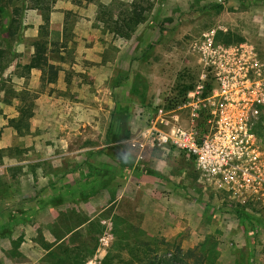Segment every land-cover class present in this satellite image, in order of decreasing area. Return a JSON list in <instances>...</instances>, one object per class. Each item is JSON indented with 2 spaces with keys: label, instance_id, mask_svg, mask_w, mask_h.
I'll list each match as a JSON object with an SVG mask.
<instances>
[{
  "label": "rangeland",
  "instance_id": "rangeland-1",
  "mask_svg": "<svg viewBox=\"0 0 264 264\" xmlns=\"http://www.w3.org/2000/svg\"><path fill=\"white\" fill-rule=\"evenodd\" d=\"M104 12L143 22L125 40ZM43 13L27 11L0 78V264H75L90 254L79 264H138L149 244L161 264H264V191L238 198L209 189L187 155L138 160L129 142L182 85L209 91L228 69L264 83V0H52ZM26 106L30 128L18 134L9 121ZM80 113L86 121L75 120ZM118 126L129 137L115 150ZM253 133L254 165L264 170V108ZM116 154L130 164L121 174ZM72 190L97 191L45 206ZM242 206L257 230L238 217Z\"/></svg>",
  "mask_w": 264,
  "mask_h": 264
},
{
  "label": "built area",
  "instance_id": "built-area-1",
  "mask_svg": "<svg viewBox=\"0 0 264 264\" xmlns=\"http://www.w3.org/2000/svg\"><path fill=\"white\" fill-rule=\"evenodd\" d=\"M220 76L209 91L198 85L176 107L159 108L130 139V148L138 160L149 151L183 153L192 159L201 185L257 198L263 195L264 170L254 165L259 151L253 129L264 108V83L231 69Z\"/></svg>",
  "mask_w": 264,
  "mask_h": 264
},
{
  "label": "trees",
  "instance_id": "trees-1",
  "mask_svg": "<svg viewBox=\"0 0 264 264\" xmlns=\"http://www.w3.org/2000/svg\"><path fill=\"white\" fill-rule=\"evenodd\" d=\"M51 2L52 0H0V78L4 76V73L9 68V66L14 62V53L12 51V46L14 43L18 40L21 29L23 28V21L25 18V15L27 11L34 10V11H42L44 16L46 15L48 17V14L51 10ZM221 8V7H219ZM104 18L103 23L108 27L109 30L113 32L114 35L118 36L119 38L129 40L133 33L135 32L136 28L143 22V18L140 16L132 15V16H125V15H119L116 19L112 17L106 18L105 12L102 13ZM48 21V20H46ZM219 36L223 35L222 33H218ZM225 37H229L230 34L226 33L224 35ZM229 40L224 41L226 44H230ZM37 65H35L34 59H32V63L25 66V70L30 73L32 69L36 68ZM195 85L189 84V85H182L180 89L178 90V98L174 100L167 101V104H164L166 108H174L180 102L184 101V98L186 94L193 90ZM26 95L27 93H22V95ZM180 100V101H179ZM166 103V102H165ZM21 117H18L17 119H12L9 121L10 127H12L18 134H22L25 129L30 128L29 119L32 118V109L28 106H26L24 109L20 110ZM126 129L122 126H118V132L114 137V144H115V150L120 149V142L126 138L129 137L128 131H125ZM1 136V132H0ZM117 156V171L118 174H121V171H125L126 168L130 166L128 159L120 154H116ZM5 156V150L0 148V165L3 164V159ZM104 169L105 173H108L109 169ZM11 176H13L11 174ZM112 178V177H111ZM111 178H105L101 181L99 184V189H105L110 183ZM75 191V190H74ZM72 191H66V195H56L53 199L50 201H46L45 206L47 204H50L52 206H60L67 202L68 198L75 197L78 195H82V199H85L87 197H91L95 195V192L97 191H89L88 193L84 191H80L79 193L76 191V193ZM102 191V190H101ZM236 213L238 217H241L249 222V224L252 226L253 230L258 229L257 222L250 218L249 215L245 212V208L242 206L236 210ZM87 221L81 223L80 226L84 225ZM75 229L70 231L68 234L74 233ZM9 233H7L8 235ZM67 234V235H68ZM66 235V236H67ZM150 245V244H149ZM149 245H145L138 248V256L136 257V262L138 264H161L157 262L158 260L156 258L150 259L149 253L147 254L148 250L147 247ZM87 255V254H86ZM85 255V256H86ZM91 255V254H90ZM88 255L87 257H89ZM87 257H81L78 260L75 261V264H79V262L84 261ZM202 259H199V261H195L193 264H202ZM164 264H176L177 262L179 264H185L183 260H179L177 258L174 259H167L164 261H161ZM122 261H118V264H121ZM134 262L131 261L130 264H133Z\"/></svg>",
  "mask_w": 264,
  "mask_h": 264
},
{
  "label": "crops",
  "instance_id": "crops-1",
  "mask_svg": "<svg viewBox=\"0 0 264 264\" xmlns=\"http://www.w3.org/2000/svg\"><path fill=\"white\" fill-rule=\"evenodd\" d=\"M75 120H78V121H86L87 120V117L86 116H84L83 115V113H80L78 116H75ZM64 147L65 148H67V144H65L64 145ZM66 172H70L71 170L70 169H66L65 170ZM130 179V178H129ZM74 191V190H73ZM75 193H76V191H74ZM79 193V192H78ZM82 195H78V196H73V197H71V198H68V200H67V202L65 203V204H67V203H69V202H76V199L78 200V201H83L82 200ZM79 203V202H78ZM79 206L81 207V205L79 204L78 205V208H79Z\"/></svg>",
  "mask_w": 264,
  "mask_h": 264
}]
</instances>
